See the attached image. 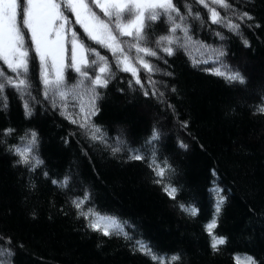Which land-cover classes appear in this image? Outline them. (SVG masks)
I'll use <instances>...</instances> for the list:
<instances>
[{"label":"snow or ice","instance_id":"1","mask_svg":"<svg viewBox=\"0 0 264 264\" xmlns=\"http://www.w3.org/2000/svg\"><path fill=\"white\" fill-rule=\"evenodd\" d=\"M196 5L207 10V19ZM255 5L256 0H186L181 9L178 0H0V111L9 109L11 89L21 101L25 119H31L37 109L57 113L74 126L69 137L83 140L82 155L88 158L97 179L100 173L92 153L120 164H143L151 183L195 221L199 209L180 198L182 188L173 181L177 169L168 156L161 154V130L153 126L141 144L132 146L123 129L113 136L94 120L101 111L98 102L104 98L102 90L117 79V71L128 73V91L155 101L186 135L192 136L190 119L182 117L173 100L182 97L170 58H179L181 51L187 53L195 43L204 55L192 61L194 68L221 79L229 88L246 86V75L226 62L227 42L234 36L244 47H251L243 29H264V21L253 11ZM218 9H223V14ZM156 22L168 26L166 34L157 32ZM197 23L199 30L207 29L219 43L195 39ZM157 75L160 78L154 79ZM119 91L123 94L125 89ZM251 114L264 117V95L253 105ZM64 142L68 144L70 139L64 138ZM177 147L187 151L189 144L179 139ZM0 155L9 159L12 169L27 174L30 193H38L41 182L50 183L64 196L69 210L58 206L55 199L49 201L50 208L64 216L71 214L82 222L85 232L108 240L123 239L130 251L143 256L148 264H185L181 252L157 249L136 235L133 222L100 208L94 184L80 179L78 172L70 171L62 178L52 176L41 156L37 128L12 124L0 127ZM211 174L219 179L217 168ZM212 183L213 212L203 231L209 237L211 252L219 254L228 244V237L217 229L231 189L221 187L216 180ZM31 215L36 218L35 211ZM23 250L24 242L0 230V264H15L18 251ZM245 255L243 264H264V257ZM233 258L235 264H241L237 256Z\"/></svg>","mask_w":264,"mask_h":264},{"label":"trees","instance_id":"2","mask_svg":"<svg viewBox=\"0 0 264 264\" xmlns=\"http://www.w3.org/2000/svg\"><path fill=\"white\" fill-rule=\"evenodd\" d=\"M185 2L178 0L181 9ZM195 7L207 19V10ZM218 10L223 14V9ZM253 11L264 21V0H256ZM167 27L156 22L159 34H166ZM243 31L251 47H244L233 36L227 42L226 62L246 75V86L229 88L221 79L194 68L192 61L204 55L195 43L187 53L181 51L179 58H170L182 97L173 100L182 117L190 119L195 139L186 135L155 101L128 91V73L117 71V79L102 90L105 95L98 102L101 111L94 120L113 136L123 129L132 146L141 144L153 126L161 130V154L168 156L177 169L173 181L182 188L180 198L199 209L195 221L151 183L143 164H120L92 153L100 173L97 179L88 158L82 155L83 140L69 137L74 126L57 113H42L39 109L31 119H25L21 101L11 89L9 109L0 111V127L12 124L37 128L41 156L52 176L62 178L70 171L78 172L80 179L94 184L100 208L133 222L136 235L157 249L181 252L185 264H235L234 255L243 264L245 254L264 257V117L251 114L253 105L264 95V29ZM194 37L208 44L219 43L207 29L199 30L198 23ZM120 88L125 89L123 94ZM64 138L70 143L65 144ZM179 139L189 144L187 151L177 147ZM213 168H217L219 179L212 176ZM213 180L231 189L217 229L228 237V244L219 254L211 252L209 237L203 231L213 212ZM27 183V174L12 169L9 159L0 155V230L26 245V250L18 251L15 264H148L143 256L134 255L123 239L108 240L85 232L82 222L71 214L64 216L50 208L49 201L55 199L58 206L69 210L64 196L50 183L41 182L36 194L28 191Z\"/></svg>","mask_w":264,"mask_h":264}]
</instances>
